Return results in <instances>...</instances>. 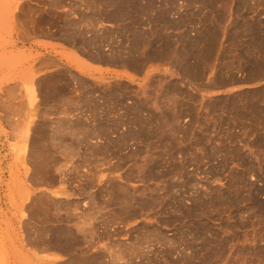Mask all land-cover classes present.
Wrapping results in <instances>:
<instances>
[{
  "label": "rangeland",
  "instance_id": "obj_1",
  "mask_svg": "<svg viewBox=\"0 0 264 264\" xmlns=\"http://www.w3.org/2000/svg\"><path fill=\"white\" fill-rule=\"evenodd\" d=\"M66 1L0 0V117L30 127L0 154V264H264V0H159L147 37L121 28L172 51L137 84L7 88L43 33L100 57L89 22L115 14Z\"/></svg>",
  "mask_w": 264,
  "mask_h": 264
},
{
  "label": "crops",
  "instance_id": "obj_2",
  "mask_svg": "<svg viewBox=\"0 0 264 264\" xmlns=\"http://www.w3.org/2000/svg\"><path fill=\"white\" fill-rule=\"evenodd\" d=\"M66 3L69 4V10L99 9L105 14L107 12L115 14L112 20L100 19L89 22V26H93L101 37L98 47L100 57L90 58L81 53L79 46L64 42L74 40L75 36L49 37V34L46 36L43 33L36 40H28L17 48V51L27 59L20 69L14 72L12 83L7 85V88L12 90L33 88L38 95L43 82L50 76L58 74L68 76L70 80L66 88L69 90L79 89L80 80L118 81L134 85L138 83L137 81L157 72H165L160 67L162 64L166 68L172 67V51L163 61H158L156 55L151 53L157 48V43L148 42L136 51L130 52V38L121 34V28L126 24L133 25L134 33L143 34L144 37L152 33L151 22L157 9L163 6L159 0H69ZM63 8H67V5L59 6L60 10ZM173 8L176 11L172 10V16L175 13L178 15L179 10H185L186 6L183 2H177ZM79 23L80 21L76 22L78 25ZM109 29L113 31L111 35L105 34ZM82 36L91 38L92 33L88 31ZM129 56L138 59V67H132L125 62ZM56 103L66 105L70 101L63 99ZM28 130L30 127L24 110L13 118L0 117V154H9L12 151L11 145L14 144L25 145L28 151ZM53 194L59 198L70 195L62 185L55 187Z\"/></svg>",
  "mask_w": 264,
  "mask_h": 264
}]
</instances>
